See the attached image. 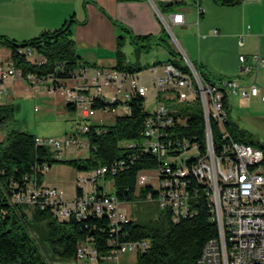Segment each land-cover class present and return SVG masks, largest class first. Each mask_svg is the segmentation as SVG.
Instances as JSON below:
<instances>
[{
	"label": "built area",
	"instance_id": "obj_1",
	"mask_svg": "<svg viewBox=\"0 0 264 264\" xmlns=\"http://www.w3.org/2000/svg\"><path fill=\"white\" fill-rule=\"evenodd\" d=\"M147 1L167 30L170 31L171 24L183 23V14L174 13L166 17L160 13L154 0ZM193 2L199 17L203 11L200 0ZM18 53L29 60L34 51L19 48ZM182 58L188 72L165 64L159 74V66H153V83L158 90L157 99L161 93H172L174 99L183 105L199 103L203 121L201 137L196 132L189 135L174 132L187 126L188 115L180 107L167 108L158 104L145 120L143 139L122 143L127 151L135 152L126 159L83 171L77 177L72 199L65 200L61 190L38 183L36 176L43 175L47 168L45 165L34 167L33 175L24 177L25 188L13 193V204L49 211L58 221L73 219L82 223L85 229L91 226L88 221L97 218L106 221V226L99 229L107 233V252L99 251L95 246L97 239L87 236L76 246V261L89 264L119 261L121 255L144 253L150 248L148 240L131 237L126 226L132 220L121 211L126 202L118 199L109 184L111 182L113 187L112 178L129 169L137 158L150 155L156 161L157 188H151L155 194L148 192L143 201L155 203L173 223L193 218L200 208L205 207L210 222L216 225V235L203 245L195 264H264V152L233 140L225 128L227 113L223 98L226 93L236 95V85L226 78L218 84L207 82L184 53ZM244 60L243 56L239 57L240 62ZM32 63L41 65L44 59L39 56L38 61ZM55 71L56 75L41 78L31 73L23 75L11 62L5 71L0 63V84L11 78L23 79L36 92L40 83L49 91L61 89L63 103L73 107L74 112L79 111L80 117H75L73 132L61 138H35L38 146L53 148L56 159H62L63 152L72 147L87 144L83 137L90 131L91 124L87 121L94 115V102H105L102 95L106 88H112V104L115 105L121 104L118 96L125 93L123 109L127 112L128 102L135 96L145 98L147 92L145 86L138 84L140 72L130 74L114 68L85 65L70 73L69 78L57 77V72L64 73L62 64ZM8 94V90L0 86V104ZM239 94L241 97H259L264 102V95L259 94L256 85ZM162 98L174 100L172 96ZM211 123L219 128L216 145ZM100 131L96 129L97 133ZM144 170L147 169L136 175L135 196L148 186L147 176L140 174Z\"/></svg>",
	"mask_w": 264,
	"mask_h": 264
},
{
	"label": "trees",
	"instance_id": "obj_2",
	"mask_svg": "<svg viewBox=\"0 0 264 264\" xmlns=\"http://www.w3.org/2000/svg\"><path fill=\"white\" fill-rule=\"evenodd\" d=\"M214 1L222 6H234L241 2V0ZM155 4L164 16L173 13L177 5H180L179 2L162 1H155ZM74 24L75 20L70 18L59 29L44 32L40 36L24 42H16L0 35V48L4 47L10 50L9 62L14 64L23 75L31 73L41 78H47L49 75H56L55 69L62 64L64 73L57 72V77L69 78L70 73L81 66L96 67L95 64L82 61L76 54L72 39ZM120 31L124 35L117 37L115 65L111 68L130 74L139 73L145 69V67L124 63L123 48L127 42H131L142 44L141 48L146 50L153 45H160L167 51V59L162 62H154L152 67L171 64L181 71L188 72L182 55L172 48L162 25L157 36L134 35L126 27H120ZM19 48H33L44 59V63L36 65L30 62L26 56L18 53ZM192 63L203 80L218 84L223 79L209 73L198 63ZM160 97L158 96V100ZM143 103L144 98L135 96L128 102L127 114L116 117L112 126L90 125V131L83 135L88 144V155L84 159L49 158L46 147L38 146L35 143L36 136L26 132L11 131L3 141H0V264H47V255L52 260L55 259L56 264H66L70 260L78 263L79 261H76L75 258L76 246L87 236L95 237L98 241L95 246L99 251L107 252L108 247L105 245L107 233H102L99 229L106 226L104 219L97 218L88 221L87 224L92 227L85 229L82 223L73 219L58 221L49 211L33 209L31 222L35 225H43L46 230V253H44L28 231L29 222L24 212V209L28 207L13 204L11 198L15 191L25 188L24 177L33 175V168L36 166L41 167L51 162H59L78 171H90L98 166L126 159L135 150L127 151L122 143L140 142L143 139L144 123L150 115L144 111ZM65 106L68 111H75L70 105ZM116 106L101 100H96L93 104L94 109L110 108L114 110ZM223 106L227 113L225 128L232 139L264 152V143L255 140L251 133L241 129L238 123L233 120L230 98L227 93L223 98ZM180 108L185 112V115H188L187 126L175 129L174 132H177L178 135H189L196 132L201 137L203 121L199 103L182 105ZM12 117V106L0 104V125ZM96 129L101 131L97 133ZM211 129L213 142L216 145L219 139V128L216 124L211 123ZM155 166L156 161L153 157L144 155L137 158L129 169L117 173L112 178V182L118 199L121 202L139 201L144 203L143 200L148 192L155 194L148 186L141 189L138 196L134 194L137 173ZM42 176L41 174L36 176L39 184L42 183ZM126 229L132 238L150 242V248L146 252L137 254L136 264H195L203 245L214 237L217 231L216 225L210 222L205 207L200 208L195 217L181 220L178 223H173L169 215L161 211L157 221L149 225L131 221Z\"/></svg>",
	"mask_w": 264,
	"mask_h": 264
},
{
	"label": "crops",
	"instance_id": "obj_3",
	"mask_svg": "<svg viewBox=\"0 0 264 264\" xmlns=\"http://www.w3.org/2000/svg\"><path fill=\"white\" fill-rule=\"evenodd\" d=\"M162 2L180 3L167 16L183 14V23L171 26L179 29L180 45L188 58L209 73L231 80L236 95L251 85L264 95V0H241L234 6L200 0L199 17L191 6L183 8L186 0ZM190 3L196 7L193 0ZM70 18L75 20L76 54L97 67L115 62L120 27L138 36H157L161 31L156 11L147 0H0V35L16 42L57 30ZM245 97L262 102L259 97Z\"/></svg>",
	"mask_w": 264,
	"mask_h": 264
},
{
	"label": "rangeland",
	"instance_id": "obj_4",
	"mask_svg": "<svg viewBox=\"0 0 264 264\" xmlns=\"http://www.w3.org/2000/svg\"><path fill=\"white\" fill-rule=\"evenodd\" d=\"M156 1V0H154ZM184 5V4H183ZM191 6L195 11L193 3L190 0H186L183 8ZM167 17V15H166ZM161 25L165 28L168 40L172 48L179 52L182 56L184 49L180 45V33L179 29L170 25V31L166 29L163 23ZM120 35H124L120 31ZM142 44H134L127 42L123 48L124 51V63L126 65H136L142 69L139 76L138 84L145 86L147 92L144 98L143 108L146 113H152L158 104H164L167 108L181 107L183 104L174 99L172 93H161L160 101L157 99V88L153 83V73L151 71L152 64L156 61H164L167 59V51L160 45H153L150 49L146 50L141 48ZM139 51H138V50ZM34 51L33 56L29 57L30 62L38 61L39 56ZM10 50L7 48H0V63L3 65V69L6 71L9 65ZM190 62L192 59L188 58ZM115 65L104 64V67L111 68ZM159 66V74L162 71V65ZM2 88L8 90V96L1 102V104L11 105L13 108V117L0 125V141H3L5 137L11 131H21L30 133L40 139L49 138H61L68 133L74 131L75 117H80L79 111L70 112L63 103L62 90L49 91L43 84L38 85V91L36 92L30 85L23 79L13 80L8 79L3 84H0ZM126 86V84H125ZM127 88V87H125ZM124 94L121 93L118 96L119 103L114 110L110 108L94 109V115L87 121L92 126H112L116 117L125 116L127 110L124 108ZM113 91L112 88H106L103 92V100L105 102L112 103ZM163 96H172L173 101H168L167 98L163 99ZM231 103V116L234 121L238 123L241 129L251 133L255 140L264 143V102L253 101L250 97H241L239 95H229ZM49 158L55 157L53 148L46 146ZM88 155V144L72 147L63 152V160L84 159ZM45 166H49L45 169L42 176V185L46 187H54L63 192V198L70 200L74 197L77 177L82 174L83 171H78L75 168L59 162H51ZM141 175H146L148 178L147 185L151 188H157L156 171L154 168H150L140 172ZM110 189L115 193L114 187ZM121 211L129 216V218L137 223L149 225L159 218L161 210L155 203L139 201L126 202L121 206ZM24 212L29 222L28 231L39 245V247L46 253L45 240L47 237L46 230L43 225H35L31 222L33 209L28 207L24 209ZM45 256V254H44ZM49 257V258H48ZM137 254L130 252L119 257V261H101L97 264H136ZM47 264H56V260H52L49 255L46 258ZM65 264V263H63ZM66 264H89L88 262H78L74 260L67 261Z\"/></svg>",
	"mask_w": 264,
	"mask_h": 264
}]
</instances>
